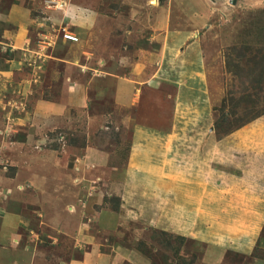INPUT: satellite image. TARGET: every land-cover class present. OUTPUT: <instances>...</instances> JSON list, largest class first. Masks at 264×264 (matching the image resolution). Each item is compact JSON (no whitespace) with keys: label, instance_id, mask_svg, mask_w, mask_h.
<instances>
[{"label":"rangeland","instance_id":"rangeland-1","mask_svg":"<svg viewBox=\"0 0 264 264\" xmlns=\"http://www.w3.org/2000/svg\"><path fill=\"white\" fill-rule=\"evenodd\" d=\"M65 2L77 4L87 15L94 17L91 28L79 35L65 25L48 24L43 34L34 38L33 43L38 48L44 36L53 35V30L66 29L78 38V42L57 44L58 37L56 45L44 51L43 59L37 58L34 53H26L23 71L34 69L32 78L37 80L36 76L43 69L41 61L46 56H54L56 59L46 60L47 73L42 77L47 87L45 97L50 92V98L54 99L63 94V82L90 84L87 110H72L64 118L68 126L47 132L46 137L55 148L65 146L68 155L73 153L72 147L76 148L75 153L79 152L78 149L81 153L86 144L96 146L109 153V165L101 169L91 165L89 170L81 172L85 177L74 179L87 195L74 198L76 202L72 206L67 205V208L64 205L58 207L59 199H38L36 195H31L28 183L24 181L18 183L14 193L8 189L6 179L13 178L26 168L15 164L18 161L13 158V151L8 150L7 143L11 138L21 140L25 133L19 129L17 119L24 115L28 100L21 94L18 98L2 94L0 235L7 213L13 217L17 215L19 224L18 235L0 243V247L5 248L0 251L5 264H15L6 258L10 251V255L14 253V262L26 251L32 258L24 264H58L60 260L79 257V252L84 250L90 252L92 248H97L96 255L105 261L115 247L135 252L141 258L140 264H201L203 243L195 238L148 228L137 222L118 225L112 220L115 215L110 213H125L120 185L134 124L144 122L166 126L170 124L171 113L179 103L188 109L180 113L177 124L182 126L185 123L187 135L196 142L227 141L239 134L246 138L250 136L247 131H256L254 122L264 123V0H0V13L6 12L13 3H23L36 16L43 9L38 7L39 3L45 4L48 9L52 5L62 7ZM2 28L0 24V32ZM154 54L156 57L164 56L160 64L151 62ZM155 68L159 69V73L151 78ZM135 70L142 75V80L152 81L143 88L144 102L137 104V108L115 106V78H132ZM200 94L202 99H199ZM59 99H64V96ZM157 116L162 117L161 122ZM256 138L254 136L255 141ZM197 152L201 153L200 150ZM252 155L255 154L249 151L244 156L245 160L251 162ZM254 163L255 170L261 167L257 171L260 173L264 160L262 163L257 159ZM72 164H65L63 175L68 172V165ZM209 168L207 165V171ZM221 186L227 188L224 180ZM227 193H223L221 201L218 200L217 209L225 212L227 206L233 208L234 220L238 221L235 224L240 227L245 225L243 216L247 219L259 218L263 224V237L264 205L245 198L241 207L243 213H240L239 206L231 202L238 197L231 199ZM90 199L94 200L91 201L92 211L89 214L84 208ZM38 201L44 205L46 221L40 216L44 213H41ZM79 208L83 212L80 210L78 216L76 212ZM100 211L108 215V220L103 219L105 223H102L101 229L96 225V216ZM70 215L75 217L69 218ZM109 222L111 227H108ZM55 223L68 228L71 224L78 226L84 223L81 229L89 233L87 235L94 244L86 245L82 240L75 243L72 236L66 235L50 240L47 237L50 225L53 228ZM106 229H113L114 232H107ZM256 247L251 257L262 258L259 243ZM121 259L113 258L111 264H132ZM226 259L228 264H249L251 261L249 257L234 253H227Z\"/></svg>","mask_w":264,"mask_h":264},{"label":"crops","instance_id":"crops-1","mask_svg":"<svg viewBox=\"0 0 264 264\" xmlns=\"http://www.w3.org/2000/svg\"><path fill=\"white\" fill-rule=\"evenodd\" d=\"M39 4L38 7L43 9L36 16L32 15L23 3H13L6 12L0 13V24L3 25L0 32V96L8 94L12 96L11 98H18L21 94L26 101L28 100L24 115L17 119L19 129L25 133L21 140L11 138L7 143L8 150L13 151V158L18 161L15 164L24 166L26 170L17 172L13 178H7L6 184L8 189L16 193L15 187L20 181H24L28 183L30 189L28 192H31V195H36L38 199H49L50 197L59 199L58 207L62 205L66 207L76 202V200L73 201L74 198L78 199L80 196L85 195L86 197L87 195L83 187L74 182L76 178L85 177V174L81 172L89 170L88 167L91 165H94L96 169L109 165V153L96 146L86 144L81 153V149L75 153L77 150L72 147L73 153L68 155L65 146L55 148L46 137L47 132L68 126L69 123H66L64 118L71 114L72 110L78 112L87 110V94L90 84L75 81L63 82L61 92L63 89L64 92L59 98L64 96V99H59L56 96L57 93L53 95L58 99L50 98V92H47L45 97L47 87L44 86L43 81L45 80L42 77L47 73L48 61L46 60L56 58L51 55L41 61L42 64L44 63L43 69L35 80L32 78L35 74L34 69L30 72L23 71L24 57L26 53L33 54L36 51L34 38L42 35L43 29L48 27V24H60V27L65 25L73 28L74 34L80 35L91 28L94 17L87 15L84 9L77 4L65 2L62 7L52 5L48 6V9L45 4ZM60 43L70 44L59 38L57 44ZM153 58L151 62L157 65L160 64V59H164V56L156 57L154 54ZM157 69L155 68L152 72L151 78L159 73ZM139 74L135 70L132 78H115L113 90L115 106L137 108V104L144 102L143 88L152 81L142 80V75ZM189 86L192 88L191 85ZM194 87L197 88L196 85ZM198 96L199 99L203 98L201 94ZM1 101L0 99V104ZM186 109L188 108L179 103L171 113L170 124L166 126L160 123L149 125L142 120V124L138 122L134 124L132 143L124 162L120 185L125 213H110V215H115L112 220L118 225L137 222L148 228L167 231L174 235L193 237L199 243H203L201 264H228L227 253L249 257L251 258L249 264H264V235L262 237L263 224L260 219L253 217L247 219L243 216L245 225L240 227L235 224L238 221L234 220L233 208L225 206V212L217 209L218 200L221 201L225 192H228L226 195L231 199L238 197V200L231 202L239 206L240 213H243L241 207L245 198L253 199V202L258 201L262 206L264 205V200L262 201V196L264 198V166H262V171L257 173L261 167L255 170L254 163L257 159L262 163L264 160V123L254 122L257 129L255 132L247 131L250 136L246 138L239 134L227 141L199 140L196 142L187 135L185 123L182 126L177 124L180 113H185ZM3 116L0 114V121ZM156 118L159 122L162 121L161 116ZM254 136H257L256 141ZM198 150L202 154L200 152L197 154ZM249 151L255 154L252 155L251 162L244 158ZM193 159L196 160L193 161ZM70 162L73 164L68 165V172L63 175L65 172L63 167ZM207 165L211 167L208 171ZM250 173L253 174L248 176ZM223 180L226 189L221 186ZM94 199H90L84 208L89 214L92 211L90 204ZM38 202L41 206V213H44L40 216L46 221L44 205L41 201ZM80 210L83 212L79 208L76 212L78 216L81 214ZM97 214L96 225L101 229L103 219L108 220L106 218L108 215H105L103 211ZM73 217L75 216L70 215L69 218ZM50 226L51 230L47 236L50 240L55 241L62 235H66L72 236L75 243L82 240L86 245L94 244L93 239L87 235L88 232L81 229L84 223L78 226L71 224L70 228L67 225L65 227L56 224L53 228V225ZM108 227H111V222L108 223ZM18 229L17 215L13 217L7 213L4 217L0 243L10 241L12 237L17 236ZM106 231L114 232L113 229H106ZM258 243L263 253L262 258L251 257ZM74 248L77 249V247ZM2 249L5 248L0 247V251ZM96 250L97 248H92L90 252L84 250L79 252V257L70 258L69 261L60 260L58 264H111L113 258L114 260L122 258L132 264L141 263L139 255L122 247L112 248L111 254L107 255L109 258L105 261L103 257L96 255ZM10 253H7L6 258L15 264H24L32 258H30V253L25 251L19 255V260L14 262L15 256L12 257L14 253L13 255ZM0 264H5L2 254H0Z\"/></svg>","mask_w":264,"mask_h":264},{"label":"built area","instance_id":"built-area-1","mask_svg":"<svg viewBox=\"0 0 264 264\" xmlns=\"http://www.w3.org/2000/svg\"><path fill=\"white\" fill-rule=\"evenodd\" d=\"M56 32V33H55ZM60 37L63 41L69 42V43H76L78 42V38L71 32H69L66 29H62L61 31L53 30L52 36H44V39L42 42H39V48L34 52V56H36L39 59L44 58V51L47 50L49 47H53L56 45V40Z\"/></svg>","mask_w":264,"mask_h":264},{"label":"trees","instance_id":"trees-1","mask_svg":"<svg viewBox=\"0 0 264 264\" xmlns=\"http://www.w3.org/2000/svg\"><path fill=\"white\" fill-rule=\"evenodd\" d=\"M180 239V237H178Z\"/></svg>","mask_w":264,"mask_h":264}]
</instances>
